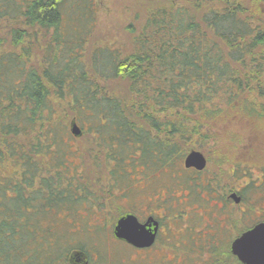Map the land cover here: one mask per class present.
I'll return each mask as SVG.
<instances>
[{
	"label": "trees",
	"instance_id": "obj_1",
	"mask_svg": "<svg viewBox=\"0 0 264 264\" xmlns=\"http://www.w3.org/2000/svg\"><path fill=\"white\" fill-rule=\"evenodd\" d=\"M147 5L129 50L105 51L88 49L97 0H0V264H70L74 252L94 264L84 246L62 247L65 235L46 249L40 219L84 205L111 236L125 161L165 169L230 112L264 117V0ZM73 120L92 137L76 148L83 168L110 169L108 182L64 166L61 136L82 141Z\"/></svg>",
	"mask_w": 264,
	"mask_h": 264
},
{
	"label": "rangeland",
	"instance_id": "obj_2",
	"mask_svg": "<svg viewBox=\"0 0 264 264\" xmlns=\"http://www.w3.org/2000/svg\"><path fill=\"white\" fill-rule=\"evenodd\" d=\"M97 2V23L95 30H92L88 49L101 47L99 49L105 51L109 49L128 51L131 40L127 30L129 26L139 27L142 24L148 0H97ZM158 5L157 3L156 6ZM105 51L97 53L98 57L95 60L97 61ZM231 115L230 112L212 125L209 131L206 130L205 140L192 142L193 145L185 149L184 155L198 151L205 156L206 167L203 174L205 177L215 179L209 186L218 189L216 190L218 198L222 195L228 196L236 189L241 192L244 202L240 206L233 205L231 201L226 202V212L229 213L227 217L233 218L244 211L247 217L245 219L242 217L241 225L246 227L256 216H264V181L259 185L258 180L262 174L260 171L264 170V117L248 116L240 111L234 112L235 116ZM78 126L81 127L79 124ZM81 138L82 141L79 139L72 142L61 136L64 166H67L70 172H77L79 175L85 172V178L89 183L108 182L110 169L105 171L106 169L99 165V168L95 167L87 173L83 168L76 148L80 149L81 146L90 144L92 137ZM180 160L161 169L159 174L162 184L158 202L162 204L166 226L156 248L135 250L109 235L94 232L92 225L94 223L99 225L101 215L97 211L88 212L84 205L78 206L73 217L58 210L40 219V226L50 232L46 235L45 248L49 249V246L53 248L54 241L65 235L61 246L71 243L74 248L84 246L94 264H226L228 260L225 259V253L219 251L220 246L224 244V234L228 231L221 228L220 217L225 216L222 208L221 210L218 208L221 203L216 200L215 194L202 193L196 184H188V173L180 167L183 159ZM124 164V172L120 174L118 187L121 191L145 177L140 164H132L129 161H125ZM114 177L116 176L111 178ZM205 177L203 178L206 179ZM218 185L220 190L216 187ZM121 207L127 211L132 208V212L136 214L142 213L139 206L131 207L124 204ZM104 214L106 216L108 214L107 217L110 218L108 207ZM231 224V226L230 222L227 224L231 234H237L242 228L237 227L236 232L233 219ZM109 227L111 225L105 224L104 230H108V234L111 231ZM208 238L215 239L218 247L204 251L201 246L205 244L204 240H209Z\"/></svg>",
	"mask_w": 264,
	"mask_h": 264
},
{
	"label": "flooded vegetation",
	"instance_id": "obj_3",
	"mask_svg": "<svg viewBox=\"0 0 264 264\" xmlns=\"http://www.w3.org/2000/svg\"><path fill=\"white\" fill-rule=\"evenodd\" d=\"M180 167L184 171H186V173H188V178H187V182L189 181L188 184H190V183L196 184V187L201 189L202 193L203 192L208 193V190H207L208 188L215 190L213 192V194H215V197H217L218 192L216 190H218V189H213L214 187L209 186V185H211L212 181H215L214 178L205 177L203 174L204 170L203 171H197L193 168H189V169L185 168L184 167V159H183L182 165ZM141 168L143 170V173L145 174V177L142 178V181L126 186V188H124L122 191L118 190V188H116L115 185L112 184V185H114V187L111 188L112 189L111 194H112L113 198L118 200L120 205L127 204V205H130L131 207L133 205H134V207L139 206L141 208V211H142V213L136 214V213L132 212V208H130L129 211L125 210V213L123 215L131 214V215L135 216L136 219L138 220V222L141 224L146 223V221L148 219H152L154 222L157 223L158 229H157V233L155 236L154 244L151 247L145 248V249H136V248L125 243L126 245L130 246L131 248H133L135 250H148V249L150 250V249L157 247L159 237H160L161 233H164V227L166 226L164 224V218L166 216L163 215L162 204H159V202H158V193H159V189H160L161 184H162V183L160 184L161 181H160L159 174H160L162 168L156 167V166L151 167L149 165L148 166L147 165L142 166ZM260 172L262 174H260V177L258 179L260 182L259 185L262 183V181H264V170L260 171ZM203 177H205L206 179H204ZM139 183H141V184H139ZM216 187H219V190H220L219 185ZM255 187H259V186L255 185ZM239 193H240L239 190L236 189V191L229 193L228 196L222 195V197L218 198V201H220L221 204L224 202L230 203V201H231V203L233 205L240 206L242 200H241V196ZM232 194H236V196L239 197L240 201L238 204H235L234 201L230 198V195H232ZM129 201H133L135 204L129 203ZM245 216L247 217V215H245ZM242 217H244L242 214H239L238 216H233V218L230 216H228V217L224 216V218H227L228 220H226L227 223H225V226L223 224H221V226L223 225V228L226 230L227 224L230 222V226H231L232 225L231 219H233V221L235 223L234 228L237 232V230H238L237 227L238 228L242 227V225H241ZM246 217H244V219ZM250 221H255V223L251 227H249V229H251L252 227H254L255 225H257L259 223H263L264 222V216L258 215V216H256L255 220L253 219ZM113 227L111 230V236L112 237H113ZM229 230H231V229H228V231H226V234H224V237H223L224 238V240H223L224 244L222 246H220V250L222 252H224L226 255L225 259L228 260V262L226 264H242L237 259V257L231 253V244L235 239L240 237L244 232L238 230L237 234H231L229 232ZM226 239H227V241H226ZM117 241H119V240H117ZM204 241H206L205 244H203L201 246L202 249H204V251L208 250L211 247H218V245L215 244L216 243L215 239H209V240H204ZM120 242H122V241H120ZM178 247L179 246L177 245V248Z\"/></svg>",
	"mask_w": 264,
	"mask_h": 264
},
{
	"label": "water",
	"instance_id": "obj_4",
	"mask_svg": "<svg viewBox=\"0 0 264 264\" xmlns=\"http://www.w3.org/2000/svg\"><path fill=\"white\" fill-rule=\"evenodd\" d=\"M70 134L73 138L81 137V130L73 120L70 123ZM184 167L203 171L206 167V159L202 153L191 151L184 158ZM235 204L240 199L236 194L230 195ZM158 225L152 219L141 224L131 214L123 215L117 219L113 227V237L136 249L149 248L154 244ZM231 253L242 264H264V222L259 223L245 231L231 244ZM70 264H88L87 257L81 252H74L69 258Z\"/></svg>",
	"mask_w": 264,
	"mask_h": 264
}]
</instances>
